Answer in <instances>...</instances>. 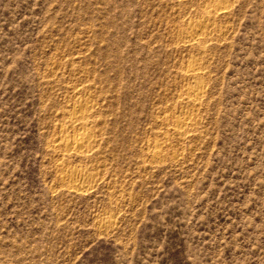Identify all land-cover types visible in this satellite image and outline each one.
<instances>
[{
	"label": "rangeland",
	"instance_id": "1",
	"mask_svg": "<svg viewBox=\"0 0 264 264\" xmlns=\"http://www.w3.org/2000/svg\"><path fill=\"white\" fill-rule=\"evenodd\" d=\"M0 264H264V0H0Z\"/></svg>",
	"mask_w": 264,
	"mask_h": 264
},
{
	"label": "bare ground",
	"instance_id": "2",
	"mask_svg": "<svg viewBox=\"0 0 264 264\" xmlns=\"http://www.w3.org/2000/svg\"><path fill=\"white\" fill-rule=\"evenodd\" d=\"M214 9V8H213ZM219 11V10H218ZM217 11V12H218ZM216 12V11H215ZM216 12V13H217ZM208 13V12H207ZM210 14V13H209ZM205 22V21H204ZM202 23V22H201ZM192 27V26H191ZM204 29H205V26H203V25H200V24H198L197 26H194V28H193V30H191V34L190 33H188V34H190L189 35V37H188V39H189V41L188 42H190V43H192V44H199L200 42H201V39H202V36H204V34H203V32H204ZM206 31V30H205ZM188 36V35H187ZM192 70V69H191ZM195 71V70H194ZM193 73V72H192ZM192 76V75H191ZM198 76V75H197ZM201 86V85H200ZM193 88V87H192ZM195 89H193V90H191V91H189L188 93H189V95H191V96H193V98L194 99H197V97H200V93L202 92L201 91V87H197L196 88V86L194 87ZM189 89V88H188ZM186 90V89H185ZM187 92V91H186ZM187 93V94H188ZM193 100V99H192ZM81 108V107H80ZM83 109V108H82ZM75 119H76V117H74ZM72 119V118H71ZM71 119H70V122H71ZM76 121V120H75ZM72 122H74V121H72ZM182 126H183V124H182ZM176 129H178V128H176ZM180 130L182 129L181 128V126H180V128H179ZM182 132V131H181ZM63 137V136H62ZM66 137H68V136H66ZM64 138V137H63ZM63 138H61V139H63ZM67 139V141L65 142V146H66V148L67 149H69V150H76V151H78V150H80V149H83V148H85V147H87L88 145H89V143H90V139L91 138H89V135H87V134H85V133H82V134H76V135H74L71 139H68V138H66ZM59 142H61V141H59ZM62 143H63V141H62ZM92 143V142H91ZM60 144V143H59ZM64 145V144H63ZM62 146V145H61ZM64 146V147H65ZM63 147V148H64ZM156 154H158V153H156ZM155 154V155H156ZM77 176V175H76ZM73 177V176H72ZM71 177V178H72ZM78 177V180L80 179V178H83L84 177V175H78L77 176ZM74 178V177H73ZM84 179V178H83ZM76 178H75V180H71L72 181V183H81L82 184V182L79 180L78 181ZM83 181V180H82ZM78 183H77V185H78ZM76 185V184H75Z\"/></svg>",
	"mask_w": 264,
	"mask_h": 264
}]
</instances>
